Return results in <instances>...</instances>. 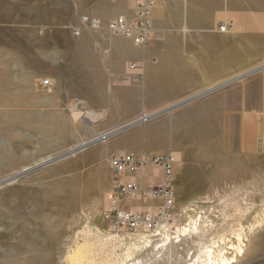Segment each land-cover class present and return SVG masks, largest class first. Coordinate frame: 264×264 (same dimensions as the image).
<instances>
[{"label": "rangeland", "instance_id": "1", "mask_svg": "<svg viewBox=\"0 0 264 264\" xmlns=\"http://www.w3.org/2000/svg\"><path fill=\"white\" fill-rule=\"evenodd\" d=\"M140 1L0 0V264H87L84 255L92 264H208L205 249L224 264H264V152L233 149L239 113L219 99L264 76L255 70L264 53L238 56L257 59L250 70L217 81L206 72L205 86L191 88L187 56L167 53L186 28L165 19L167 4L179 18L180 0L152 2L144 44L107 29L119 16L134 26ZM245 50L264 48L254 40ZM140 115L147 120L130 125ZM118 153L176 157L172 219L157 233L113 231L105 220ZM131 178L146 188L162 174L147 166ZM159 203L117 205L144 214Z\"/></svg>", "mask_w": 264, "mask_h": 264}, {"label": "crops", "instance_id": "2", "mask_svg": "<svg viewBox=\"0 0 264 264\" xmlns=\"http://www.w3.org/2000/svg\"><path fill=\"white\" fill-rule=\"evenodd\" d=\"M179 4V18L171 17L169 10L175 6L169 7L167 4L165 19L179 21L186 28L181 36V45L174 43L167 47V53L169 50L171 53L179 51L180 55L187 56H182L181 60L184 59V69L190 77L188 80L192 81L189 84L191 88L205 86L206 72H210L212 80L217 81L229 72L250 70L258 64L257 59L248 57L244 61L238 60V56L264 53V50H245L254 45V40L257 46L264 48V0H180ZM220 20L232 21L233 29L227 33L218 32L216 24ZM186 41L187 45L184 44ZM156 80L160 87L165 85L162 82H166L167 78ZM263 82L264 76L258 78L256 83L244 85L239 92L219 95V99L221 95H227L230 100L228 110L234 109L239 113L238 136L233 143L235 150L264 152ZM236 102L239 103L238 107Z\"/></svg>", "mask_w": 264, "mask_h": 264}, {"label": "built area", "instance_id": "3", "mask_svg": "<svg viewBox=\"0 0 264 264\" xmlns=\"http://www.w3.org/2000/svg\"><path fill=\"white\" fill-rule=\"evenodd\" d=\"M154 0H141L143 6L142 19L130 24L123 16L109 20L107 29L115 34H125L134 37L138 44H144L147 41V14L150 12V5ZM84 23L89 27L97 29L100 27V21L95 18H84ZM138 24V25H137ZM228 24L220 26L224 30ZM141 31L140 34L133 36L135 29ZM78 32V31H77ZM143 33V34H142ZM135 66L132 65V68ZM264 70V63L255 69ZM43 87L51 85L48 79L41 82ZM147 120L146 115H140L136 121ZM110 133L99 136L103 141L109 137ZM176 163V157L172 153L165 155H136L132 153L113 154L109 158V164L112 172L111 190L109 191L108 209L103 213L105 220L113 231H146L157 233L162 228L161 223L172 219L173 212V172ZM150 166L154 170L161 171V181L154 185L143 187L140 183L131 178L133 174L138 173L143 168ZM148 198L150 200H160L156 212H145L139 214L132 211H124L117 205L121 198Z\"/></svg>", "mask_w": 264, "mask_h": 264}, {"label": "bare ground", "instance_id": "4", "mask_svg": "<svg viewBox=\"0 0 264 264\" xmlns=\"http://www.w3.org/2000/svg\"><path fill=\"white\" fill-rule=\"evenodd\" d=\"M168 109H170V108H168ZM91 115V117H96L97 115L96 114H92V113H89V116ZM148 117H150V116H148ZM134 123H132V124H130V125H133ZM127 125V124H126ZM121 128H123V127H119V128H117V129H115V130H113L110 134H113V133H116V132H118L117 130H119V129H121ZM92 141H102L99 137L96 139H93ZM103 142H106L105 140L103 141ZM83 147H85V145H81V146H79V147H77V148H75L76 150L75 151H77V150H79V149H82ZM74 151V152H75ZM178 230H180V229H178ZM186 230L187 229H185V228H182L180 231L182 232V233H184V232H186ZM237 236L238 237H241L240 236V234H237ZM238 251H239V253H241V247H239L238 248ZM204 252H206V254L209 256V263L208 264H224L227 260H225V259H223V258H220L219 260L218 259H214V260H211L210 259V254L212 253V250L211 249H205L204 250ZM81 255H83V254H81ZM80 255V256H81ZM75 256H79V253H76L75 254ZM127 256L129 257L130 256V254L128 253L127 254ZM67 257H69V255L67 256ZM84 257H85V260H86V263L87 264H92V261L91 260H89L85 255H84ZM67 259V258H66ZM76 261H78L79 262V258L76 260ZM81 261V260H80ZM82 264H84L83 262H81ZM79 264H80V262H79ZM131 264H140V263H138V262H133V263H131Z\"/></svg>", "mask_w": 264, "mask_h": 264}]
</instances>
